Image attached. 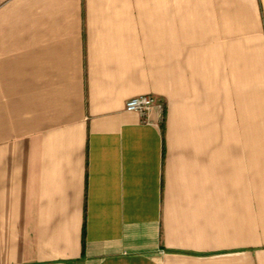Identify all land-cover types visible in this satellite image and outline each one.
<instances>
[{
	"label": "crops",
	"instance_id": "obj_1",
	"mask_svg": "<svg viewBox=\"0 0 264 264\" xmlns=\"http://www.w3.org/2000/svg\"><path fill=\"white\" fill-rule=\"evenodd\" d=\"M0 264H264V0H0Z\"/></svg>",
	"mask_w": 264,
	"mask_h": 264
},
{
	"label": "built area",
	"instance_id": "obj_2",
	"mask_svg": "<svg viewBox=\"0 0 264 264\" xmlns=\"http://www.w3.org/2000/svg\"><path fill=\"white\" fill-rule=\"evenodd\" d=\"M163 102L151 95H140L132 97L125 102L124 111L136 113L141 116L143 122L149 123V114L152 110H157L160 114V120L163 119Z\"/></svg>",
	"mask_w": 264,
	"mask_h": 264
}]
</instances>
